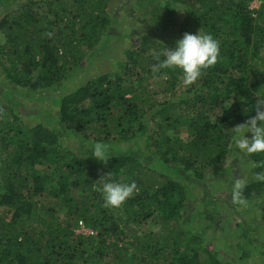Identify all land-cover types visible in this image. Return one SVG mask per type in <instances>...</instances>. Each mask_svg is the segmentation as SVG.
Masks as SVG:
<instances>
[{
  "label": "trees",
  "instance_id": "1",
  "mask_svg": "<svg viewBox=\"0 0 264 264\" xmlns=\"http://www.w3.org/2000/svg\"><path fill=\"white\" fill-rule=\"evenodd\" d=\"M112 1L0 0L4 94L53 88L81 69L109 37ZM254 1L262 3L257 10ZM179 5L185 15L177 22ZM142 7L145 33L126 50L119 72L58 102L68 135L81 145H110L107 164L92 148L84 156L63 147L45 123L15 126L17 116L9 119L0 101V264L235 263L220 260L204 234L185 230L190 193L183 179L223 172L234 153L232 128L264 99V0H142ZM158 27L167 31L163 40L154 36ZM200 29L220 42V55L196 83L185 87L179 68L152 71L166 47L174 50ZM248 156L262 173L264 153ZM109 173L110 182L138 185L119 208L104 206L100 181ZM245 185V199L264 191V182ZM81 223L91 233H78Z\"/></svg>",
  "mask_w": 264,
  "mask_h": 264
},
{
  "label": "rangeland",
  "instance_id": "2",
  "mask_svg": "<svg viewBox=\"0 0 264 264\" xmlns=\"http://www.w3.org/2000/svg\"><path fill=\"white\" fill-rule=\"evenodd\" d=\"M26 0H18L23 3ZM260 1L251 4L253 10L261 7ZM151 7L148 8V10ZM179 13L175 15L180 22L185 15L184 5H179ZM110 10L114 17L113 28L109 37L97 46L95 52L87 57L82 68L68 74L67 79L53 88L42 91L29 89H15L9 97L4 94L8 80L0 65V101L8 110L9 119L17 116L15 126L26 131L36 124L45 123L56 130L62 139V146L77 152L82 150L85 156L91 152V144L80 141L76 136L68 135L59 123V105L61 97L72 93L88 81L101 75L119 72V62L125 58V52L130 47H136L145 29L141 22L145 18L146 9L142 7V0H113ZM164 29L156 28L154 36L163 40ZM4 42V35L0 31V44ZM13 111L14 113H10ZM1 118V117H0ZM15 135V132H12ZM91 139V137H88ZM128 145V144H127ZM0 156H4L0 149ZM248 155L241 153L236 147L221 164L224 171H207L202 180L185 175L183 179L189 189L190 197L185 208L184 228L187 232H199L212 251L219 254V259L234 264H264V219L261 212L264 207V191L258 190L251 194L247 205L233 202L232 187L239 178L245 184L255 180L256 168ZM1 166V162H0ZM264 173V170L263 172ZM181 179V178H180ZM44 201H49L48 194L43 195ZM253 198V199H251ZM259 204V205H258ZM81 225V224H80ZM134 234L141 233L140 227L133 226ZM261 231L260 234L258 232ZM78 233H91L83 225ZM184 240L183 243H185ZM241 243L242 249L237 247ZM239 262V263H238ZM162 264V261H159Z\"/></svg>",
  "mask_w": 264,
  "mask_h": 264
},
{
  "label": "clouds",
  "instance_id": "3",
  "mask_svg": "<svg viewBox=\"0 0 264 264\" xmlns=\"http://www.w3.org/2000/svg\"><path fill=\"white\" fill-rule=\"evenodd\" d=\"M51 37V33L48 34ZM220 55V42L211 34L185 33L183 38L177 41L176 48H165L163 60L156 57L158 63L152 66L154 73L161 69L179 68L183 72V85L191 86L201 78L203 71L216 65ZM255 115L246 122L233 127V143L235 147L245 155L264 153V99H258L254 109ZM251 133V138L248 137ZM110 145L104 142H94L92 144V155L105 164L108 162ZM257 167L256 163L251 164ZM109 177V180H105ZM101 177L102 192L104 195L105 207H121L135 192L138 185L135 181L131 183L110 182V173ZM255 180L264 182V173H257ZM245 183L237 178L232 187V199L234 203L247 205V200L243 196Z\"/></svg>",
  "mask_w": 264,
  "mask_h": 264
},
{
  "label": "built area",
  "instance_id": "4",
  "mask_svg": "<svg viewBox=\"0 0 264 264\" xmlns=\"http://www.w3.org/2000/svg\"><path fill=\"white\" fill-rule=\"evenodd\" d=\"M81 225H83V224L81 223Z\"/></svg>",
  "mask_w": 264,
  "mask_h": 264
}]
</instances>
